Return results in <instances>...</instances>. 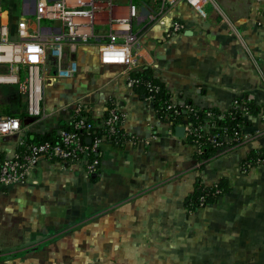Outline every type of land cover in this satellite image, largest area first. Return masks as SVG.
Instances as JSON below:
<instances>
[{
  "label": "crops",
  "instance_id": "1",
  "mask_svg": "<svg viewBox=\"0 0 264 264\" xmlns=\"http://www.w3.org/2000/svg\"><path fill=\"white\" fill-rule=\"evenodd\" d=\"M110 1L96 14L94 36L70 55L77 73L63 80L51 69L46 74L45 117L26 113L24 68L0 63V73L19 81L0 83V117H20L22 125L19 134L0 136V158L11 157L20 138L58 136L76 104L95 123L117 107L126 136L119 145L101 143L92 174L84 160L66 165L41 158L24 183L0 186L2 200H9L0 207V251L33 241L0 252V264H264V161L249 158L264 149V0H208L203 14L185 0L173 6L131 0L137 8L134 68L160 82L169 105L220 115L234 100L253 105L244 113L241 142L204 159L184 133L176 135L175 127L186 122L173 125L128 85L123 66L100 62L108 34L116 31L122 40L110 19L126 16L130 2ZM34 5L0 0V23L12 38ZM175 22L180 30L167 33ZM197 180L220 183L223 192L190 210L185 199Z\"/></svg>",
  "mask_w": 264,
  "mask_h": 264
},
{
  "label": "built area",
  "instance_id": "2",
  "mask_svg": "<svg viewBox=\"0 0 264 264\" xmlns=\"http://www.w3.org/2000/svg\"><path fill=\"white\" fill-rule=\"evenodd\" d=\"M173 6L178 0H165ZM198 14L204 13V4L208 0H185ZM103 4H111L110 0H35L34 10L29 17H21L16 24V36L12 38L6 23H0V63L18 64L25 70L23 81L20 82L26 98V113L39 119L45 117L42 109L46 74L51 69L57 80L71 78L78 71V63L70 55L79 44L87 43L94 36L96 14ZM137 16V8L131 0L126 16L110 19V25L121 27L122 40L119 34L110 32L107 41L99 47V60L103 64L123 66L127 73V83L132 87L143 86L147 98L154 100L161 89L159 83L150 78L131 76L136 71V51L138 47L136 35L132 32V20ZM57 23L56 26H43L42 22ZM167 33L179 31L181 25L173 23ZM69 55V57H68ZM49 61L52 63L49 65ZM15 82L18 78L0 73V83ZM189 108L188 105L185 106ZM233 107H241V101L234 100ZM176 114L178 107L168 105ZM246 110V107L244 108ZM75 117L70 129L61 128L56 141H30L20 138L19 148L11 157L0 158V186L24 183L32 168L41 158L57 159L66 165L84 160L85 169L89 174L96 172L99 162V147L110 135L117 132L123 121L118 108H107L108 115L100 123H95L82 106L76 104L73 109ZM214 124L208 120L199 126L184 125V136L196 146L197 153L203 140L215 147L233 146L242 140L238 130L233 137L224 140L222 132L212 131ZM93 127L106 129L103 134L90 135ZM22 131L21 120L16 116L0 117V136L19 134ZM206 134V138L203 136ZM225 132V131H223ZM83 137L85 139H83ZM89 139V142H87ZM233 140L234 143L229 141ZM93 154L94 157L90 158Z\"/></svg>",
  "mask_w": 264,
  "mask_h": 264
},
{
  "label": "trees",
  "instance_id": "3",
  "mask_svg": "<svg viewBox=\"0 0 264 264\" xmlns=\"http://www.w3.org/2000/svg\"><path fill=\"white\" fill-rule=\"evenodd\" d=\"M130 75L150 78L153 81L160 84L159 81L155 80L152 77H149L148 74L146 73V70L132 71ZM136 88L142 90L144 94L147 96L143 86H138ZM153 101L155 105H158V107H160V110L163 112L164 115L167 116V119L171 121L173 125L176 123H182L184 121L188 124H191L192 126H199L200 124H203L205 121L208 120L210 123L214 124L213 128L211 129L212 131H218L224 133L223 136L225 137L223 141L225 142L226 140H229V138L233 137V132L235 130H238L241 134L242 127L245 125L244 113L247 112V114H249L254 110L253 105L250 102H248L246 99H244L241 101V107H233L225 115H220L215 111H207V112L202 110L199 111L196 110L195 107L190 108L188 104H184L183 106L177 105L179 113L176 114L172 111L171 108H168L169 103L164 99V90L162 86L160 91L156 93ZM186 105H188L189 108H186L185 107ZM245 107L246 110L244 109ZM107 115L108 112L106 109L103 117L105 118ZM9 116H14V115H9ZM74 118L75 117H73L68 124L63 126V128L70 129L73 125ZM105 131L106 129H104L103 127H93L92 130L90 131L91 133L90 135H95V134L100 135L105 133ZM203 136L204 138H206V134L204 132H203ZM125 138L126 136L123 133V129L119 125V127L117 128V132L113 135H110L109 139L112 143L119 145L123 140H125ZM57 139L58 136L50 137L48 135L34 137V139H31L29 136L26 137L27 142L44 141V140L56 141ZM83 139L85 138L83 137ZM229 142L234 143L233 140ZM217 148L218 147L213 146L210 142H208L205 139L201 143L200 153L197 154V157L199 159L207 158ZM92 157H94L93 154L90 155V158ZM249 158H251L252 160L255 159L256 162L264 161V149L254 151L253 153L250 154ZM222 192H223V186L220 183L214 185H205L197 180L194 183L192 191L187 195L185 199V204L190 210H193L196 207L204 206L205 204L214 201L217 198V196L220 195Z\"/></svg>",
  "mask_w": 264,
  "mask_h": 264
},
{
  "label": "water",
  "instance_id": "4",
  "mask_svg": "<svg viewBox=\"0 0 264 264\" xmlns=\"http://www.w3.org/2000/svg\"><path fill=\"white\" fill-rule=\"evenodd\" d=\"M175 130H176V135L181 137L183 135V133H184V126L183 125L176 126ZM87 142H89V139H87ZM32 242L33 241L26 242L24 244H21L19 246H15V247H12V248L11 247H7V248L2 249L0 252L6 253V252H10L12 250L20 249V248H23V247H26V246L30 245Z\"/></svg>",
  "mask_w": 264,
  "mask_h": 264
},
{
  "label": "rangeland",
  "instance_id": "5",
  "mask_svg": "<svg viewBox=\"0 0 264 264\" xmlns=\"http://www.w3.org/2000/svg\"><path fill=\"white\" fill-rule=\"evenodd\" d=\"M15 65H18V64H15ZM19 66H20V65H19ZM25 100H26V98H25ZM0 193H1V192H0ZM6 195H7V194H6ZM3 197H5V195H4V193L2 192L1 195H0V207L2 206V208H3L4 204H7V203L9 204V200H6V201H4L5 199L2 200ZM7 235H8V233H7ZM7 235H6V236H7ZM3 236H4V235H3V233H2V234H1V237H3ZM1 237H0V243H1ZM0 246H1V245H0Z\"/></svg>",
  "mask_w": 264,
  "mask_h": 264
}]
</instances>
